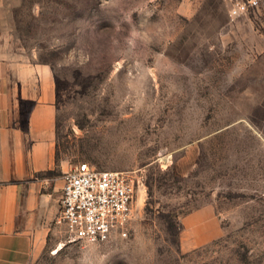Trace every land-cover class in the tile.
I'll return each instance as SVG.
<instances>
[{
  "label": "rangeland",
  "instance_id": "obj_1",
  "mask_svg": "<svg viewBox=\"0 0 264 264\" xmlns=\"http://www.w3.org/2000/svg\"><path fill=\"white\" fill-rule=\"evenodd\" d=\"M0 0V58L53 74L57 157L130 172V223L44 264H264V6Z\"/></svg>",
  "mask_w": 264,
  "mask_h": 264
},
{
  "label": "crops",
  "instance_id": "obj_2",
  "mask_svg": "<svg viewBox=\"0 0 264 264\" xmlns=\"http://www.w3.org/2000/svg\"><path fill=\"white\" fill-rule=\"evenodd\" d=\"M55 98L49 68L0 58V264H44L62 240Z\"/></svg>",
  "mask_w": 264,
  "mask_h": 264
},
{
  "label": "built area",
  "instance_id": "obj_3",
  "mask_svg": "<svg viewBox=\"0 0 264 264\" xmlns=\"http://www.w3.org/2000/svg\"><path fill=\"white\" fill-rule=\"evenodd\" d=\"M264 0H232L230 16L260 11ZM56 225L68 243H103L131 221L137 196L130 172L100 171L80 163L63 177Z\"/></svg>",
  "mask_w": 264,
  "mask_h": 264
}]
</instances>
